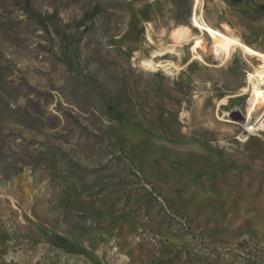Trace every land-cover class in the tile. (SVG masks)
Here are the masks:
<instances>
[{
    "label": "rangeland",
    "instance_id": "1",
    "mask_svg": "<svg viewBox=\"0 0 264 264\" xmlns=\"http://www.w3.org/2000/svg\"><path fill=\"white\" fill-rule=\"evenodd\" d=\"M240 1L31 0L46 32L3 0L4 90L79 118L63 148L90 176L0 173V264H264V136L237 139L264 58H219L194 26L264 55V0Z\"/></svg>",
    "mask_w": 264,
    "mask_h": 264
},
{
    "label": "trees",
    "instance_id": "2",
    "mask_svg": "<svg viewBox=\"0 0 264 264\" xmlns=\"http://www.w3.org/2000/svg\"><path fill=\"white\" fill-rule=\"evenodd\" d=\"M233 2L239 4L241 1ZM15 5L24 8L29 15L28 18L44 31H49L50 17L42 18L37 15L31 0H15ZM4 9L3 0H0V17ZM260 10L264 11V7ZM100 12V8L95 7L87 14L88 24H93ZM72 67L74 68V65ZM75 69L78 72L79 69L77 67ZM4 82L0 81V173L8 177L18 176L29 168L34 170L55 164L79 181L89 178V169L70 158V153L63 148L71 145L70 140L76 126H80L79 118L59 107L51 110L54 101L52 94L40 93L28 84L25 85L29 92L24 95L21 96L19 92L10 94L4 90ZM83 83L88 82L83 80ZM20 97L23 99V105L16 106L15 103ZM71 122L75 124L74 127H70L71 132L64 134ZM85 142H89V137H86ZM60 246L76 247L66 242Z\"/></svg>",
    "mask_w": 264,
    "mask_h": 264
},
{
    "label": "bare ground",
    "instance_id": "3",
    "mask_svg": "<svg viewBox=\"0 0 264 264\" xmlns=\"http://www.w3.org/2000/svg\"><path fill=\"white\" fill-rule=\"evenodd\" d=\"M194 22H195L194 26L196 28H199L201 31H203V33L207 32L212 37L214 48L219 58L223 57L224 59L229 60L232 57L233 53L238 50H241L245 55L250 56V57L259 56V57L264 58L263 54L245 45L241 40L237 38H232L231 36L229 37L225 35L224 33H222L221 31H218L212 28L203 20V18L195 17ZM195 47L199 49L200 48L203 49L204 48L203 42L198 41ZM145 64H147L150 67H155L154 60L146 61ZM260 69H262V67H260L256 71L257 74L264 75V71ZM251 87H259V80L251 79ZM260 88H264V80H260ZM253 94L254 96L258 98L259 104L264 103V93L262 91L255 89Z\"/></svg>",
    "mask_w": 264,
    "mask_h": 264
},
{
    "label": "built area",
    "instance_id": "4",
    "mask_svg": "<svg viewBox=\"0 0 264 264\" xmlns=\"http://www.w3.org/2000/svg\"><path fill=\"white\" fill-rule=\"evenodd\" d=\"M261 67L262 69L260 70L264 71V64ZM251 79H258L259 87H251ZM260 80H264V75H259L257 72L250 74L248 77L249 88L246 92L248 94V114L243 119L241 131L237 138L241 142H245L254 137L264 136V103L259 104L258 98L253 94L255 89L264 93V88H260Z\"/></svg>",
    "mask_w": 264,
    "mask_h": 264
}]
</instances>
